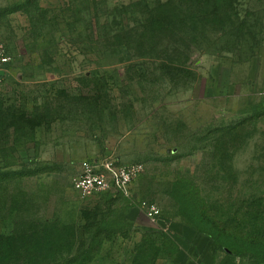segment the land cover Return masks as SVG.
<instances>
[{"label":"rangeland","instance_id":"obj_1","mask_svg":"<svg viewBox=\"0 0 264 264\" xmlns=\"http://www.w3.org/2000/svg\"><path fill=\"white\" fill-rule=\"evenodd\" d=\"M155 1L0 0V264H177L153 227H193L203 207L237 264H264V0L143 46ZM93 160L145 170L84 198L73 180Z\"/></svg>","mask_w":264,"mask_h":264},{"label":"trees","instance_id":"obj_2","mask_svg":"<svg viewBox=\"0 0 264 264\" xmlns=\"http://www.w3.org/2000/svg\"><path fill=\"white\" fill-rule=\"evenodd\" d=\"M153 5L152 8L149 7L147 10L150 20L149 25L145 27V32L139 33L138 40L142 42L143 46L148 45L150 37L155 36L157 32L165 33L169 36L172 44L180 43L184 34H187L190 29L194 30L188 24L195 19L201 22V20L204 21L206 18L220 24L232 22L233 19L230 0H215V2H211V0H157ZM194 50V48L188 49L186 58L190 59ZM170 59H174L172 55ZM167 67L169 68V66ZM1 180L3 183L5 178ZM2 187L5 188L6 186L3 185ZM202 201L203 206H206L205 200L202 199ZM205 210L206 208L203 207L202 210L195 213L200 221L194 222L192 224L193 227L213 240L214 250L236 249L238 243L236 237L230 233L229 227L226 224H222L221 220L208 216ZM235 222H237V219ZM158 237L164 240L165 244L169 243L175 248V242L168 233L155 232L151 240H155ZM145 241L146 236L144 238Z\"/></svg>","mask_w":264,"mask_h":264},{"label":"built area","instance_id":"obj_3","mask_svg":"<svg viewBox=\"0 0 264 264\" xmlns=\"http://www.w3.org/2000/svg\"><path fill=\"white\" fill-rule=\"evenodd\" d=\"M11 61V48L0 42V83ZM144 170L142 163L116 164L109 160H93L85 164L82 173L74 178L73 184L75 190L84 198L110 190L128 193L131 185ZM147 215L151 219H157L160 209L150 206L147 208Z\"/></svg>","mask_w":264,"mask_h":264},{"label":"crops","instance_id":"obj_4","mask_svg":"<svg viewBox=\"0 0 264 264\" xmlns=\"http://www.w3.org/2000/svg\"><path fill=\"white\" fill-rule=\"evenodd\" d=\"M253 63L251 74L253 73ZM255 84L264 87V53L254 69ZM152 227V225L147 226ZM154 229L168 232L175 242L174 261L177 264H237L235 257L224 250H214L213 240L196 228L181 223H159ZM221 251V253H215Z\"/></svg>","mask_w":264,"mask_h":264}]
</instances>
